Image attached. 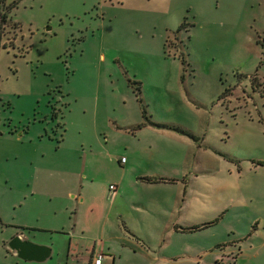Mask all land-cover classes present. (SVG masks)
I'll return each mask as SVG.
<instances>
[{"label":"rangeland","instance_id":"1","mask_svg":"<svg viewBox=\"0 0 264 264\" xmlns=\"http://www.w3.org/2000/svg\"><path fill=\"white\" fill-rule=\"evenodd\" d=\"M12 1L0 10V264H37L7 251L17 224L46 215L23 200L35 151L56 202H75L66 183L87 186L83 157L111 155L115 177L130 166L110 215L131 239L84 219L69 245L41 232L57 253L39 264H82L98 238L116 264H264V0ZM43 126L51 138L28 141ZM96 172L108 203L114 176Z\"/></svg>","mask_w":264,"mask_h":264},{"label":"crops","instance_id":"2","mask_svg":"<svg viewBox=\"0 0 264 264\" xmlns=\"http://www.w3.org/2000/svg\"><path fill=\"white\" fill-rule=\"evenodd\" d=\"M43 120L48 123L51 122L50 119H48V117H44ZM42 130L44 132H42ZM36 132L37 133L33 135H29L28 141H31L34 138L37 139V141H41L42 139L51 138V135L48 133L46 126H43L40 131H36ZM33 156H34V159L31 160V164H32V167H34L37 172H35V174L31 177V179L34 182L35 186L31 188L30 191L25 192L23 194L24 196L23 200L24 201L29 200L30 202L31 201L36 202V201L42 200L46 206L42 208L41 204L37 205L35 203L36 216H39L40 213L43 215L44 212H46V215L42 219L40 217H37L36 219H34L33 222L29 224L24 223L23 226L25 227H22L19 224L15 223L17 224L16 227H19L20 230H16L15 232L11 233L10 239H12L14 236H17V238L21 240L22 242L28 241L29 242L28 244L33 249L34 247L38 249L37 252L39 253V256L43 257V259L41 258L43 261H47V257H49V255L45 257L47 251L49 250L45 244H49L53 248L50 259L53 257L56 250H55V246L52 243H50L51 239H48V240L44 239V237L41 236L42 235L41 232L50 231L51 233H53V231H56V230L61 231L62 234L68 238L69 240L68 245H69L72 242L73 237L75 240L79 235H81L82 232H84L83 226L84 224L87 223V221H85L84 219L90 220L92 218H95V220L98 221V224H99L98 226L100 227V230L103 234H105L107 230V232L112 231V233L114 232L118 233L120 238L127 239V241L131 239L130 238L131 236L129 234L124 233L122 229L118 228V230H116L117 228L114 224L115 221L111 218V215H110V212L113 208V204L115 203L116 197L119 195L118 188L122 182L121 178L124 175L123 173H125L127 170L130 169L129 165L121 167L122 169L120 172V176L115 177L116 172L115 170H113L115 169V167H113V164L111 163L112 161L111 155L107 154V156L95 155V156L83 157L82 165L80 168L81 170L80 177H82L83 180L88 179L87 186H82L78 189L77 192L72 193V191L70 190L68 186V183L65 182L67 186H64L63 190L68 189L66 191L67 196L75 199L76 203L74 201L70 202L68 199H66L67 200L66 202H62L59 200L61 204H58L59 201L56 202L54 200L55 196L57 197V200H58L59 197H62V195H60V193L57 192L58 190L54 186L55 183L57 182H55L53 179H49L52 176V173L50 171V166L52 165L47 162V157L45 156L43 152L35 151ZM97 162H100V163L103 162V164L106 166V169L108 170L107 175L109 173H112V175L114 176L113 181H111L110 183L115 184L116 189H115V193L113 197L112 195H110L111 199H109L108 203H105V202L102 203L100 201L99 187H97V190L94 188L96 185L94 183L95 181L94 178L96 174H98L96 172V165L100 164ZM140 175H143V174H135V177H134L135 182L140 183V184L154 183V182L146 181V180L139 178L138 176ZM143 176L157 177L160 175L144 174ZM166 181H171V178L170 180H166ZM156 182H162V181H156ZM75 183H77V181H75ZM109 184H108V190L110 191V194H111L112 190L109 188ZM91 186L93 190H91ZM77 198H80V204ZM86 202L88 204H86ZM62 213H64L65 215L63 216ZM80 214L82 215V219L79 216ZM52 219H55L56 222H53ZM65 221H68V223L66 224ZM26 233H28V235ZM92 243H90L89 247L85 248L86 251L82 255V258H83L82 264H87V262L92 259L94 254L98 252L102 253L103 255L102 261L100 264H116V261L120 256L117 254L119 256L118 257L116 253L111 251L109 246H107L105 249L102 238H98L94 240V242ZM69 247L70 246L67 247V254L70 251ZM9 250H10L11 255L17 260L18 263L25 262V263L39 264V262L36 261L37 260L36 257L21 258L16 249L10 248L8 246L7 251ZM68 258H69V254L66 256V261L64 262V264H73L74 262H69ZM72 259L74 258L72 257Z\"/></svg>","mask_w":264,"mask_h":264},{"label":"water","instance_id":"3","mask_svg":"<svg viewBox=\"0 0 264 264\" xmlns=\"http://www.w3.org/2000/svg\"><path fill=\"white\" fill-rule=\"evenodd\" d=\"M28 243H29L28 241H23L22 242L21 240H19L17 238V236H14L8 242V246L10 248L16 249L21 258H24V257H36V259H37L36 261L37 262H39V263H47L48 260L50 259L51 254H52V249H53L52 246L49 245V244H45L48 247V249H49L47 251L45 257L48 256V255H49V257H47V261H43L42 260L43 257L42 256H39V253L37 252L38 249H36L35 247L33 249ZM39 259H41V260H39Z\"/></svg>","mask_w":264,"mask_h":264},{"label":"trees","instance_id":"4","mask_svg":"<svg viewBox=\"0 0 264 264\" xmlns=\"http://www.w3.org/2000/svg\"><path fill=\"white\" fill-rule=\"evenodd\" d=\"M18 0H13L10 4H7L5 7L6 9H8L9 7L13 6L14 4H16ZM3 2L4 0H0V10H1V5H3ZM0 19H2L1 21H4L6 19V12L3 11H0ZM143 116L144 115V110H143ZM140 125H142V123H139L137 124V126L139 127ZM139 178L143 179V180H146V181H150V182H156V181H166V180H170V178L168 179L167 177H162V176H157V177H154V176H139ZM208 223H205L203 225H208ZM201 228L200 225H195V226H188V227H185V229L187 230H190V229H199Z\"/></svg>","mask_w":264,"mask_h":264},{"label":"built area","instance_id":"5","mask_svg":"<svg viewBox=\"0 0 264 264\" xmlns=\"http://www.w3.org/2000/svg\"><path fill=\"white\" fill-rule=\"evenodd\" d=\"M123 160V158L121 159ZM109 188L112 190V195L115 193L116 185L113 183L109 184ZM102 253H95L91 260L87 262V264H100L102 261Z\"/></svg>","mask_w":264,"mask_h":264},{"label":"flooded vegetation","instance_id":"6","mask_svg":"<svg viewBox=\"0 0 264 264\" xmlns=\"http://www.w3.org/2000/svg\"><path fill=\"white\" fill-rule=\"evenodd\" d=\"M6 21V20H5ZM5 21H3V22H5ZM57 109H58V105H57ZM57 109L56 108H53L52 109V111H51V113H50V115L48 116V119H50V121H52L53 122V120L55 119V118H57V114L55 113V112H57ZM57 124H60V122H56ZM11 131V130H10Z\"/></svg>","mask_w":264,"mask_h":264}]
</instances>
